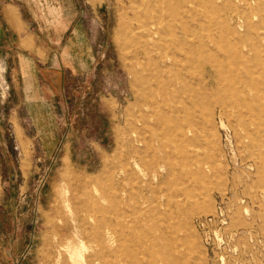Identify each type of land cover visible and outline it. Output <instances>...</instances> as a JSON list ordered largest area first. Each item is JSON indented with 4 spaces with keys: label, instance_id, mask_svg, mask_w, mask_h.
<instances>
[{
    "label": "rangeland",
    "instance_id": "obj_1",
    "mask_svg": "<svg viewBox=\"0 0 264 264\" xmlns=\"http://www.w3.org/2000/svg\"><path fill=\"white\" fill-rule=\"evenodd\" d=\"M68 1L83 74L43 108L0 67V264H264V0H178L137 58L126 0Z\"/></svg>",
    "mask_w": 264,
    "mask_h": 264
},
{
    "label": "crops",
    "instance_id": "obj_2",
    "mask_svg": "<svg viewBox=\"0 0 264 264\" xmlns=\"http://www.w3.org/2000/svg\"><path fill=\"white\" fill-rule=\"evenodd\" d=\"M56 5L50 0H0V67L19 104L48 107L64 77L83 74L93 58L89 51L72 49L82 30L77 24L71 27L70 2Z\"/></svg>",
    "mask_w": 264,
    "mask_h": 264
},
{
    "label": "bare ground",
    "instance_id": "obj_3",
    "mask_svg": "<svg viewBox=\"0 0 264 264\" xmlns=\"http://www.w3.org/2000/svg\"><path fill=\"white\" fill-rule=\"evenodd\" d=\"M176 1H178V0H126L127 10L125 11L124 15L121 18V24L123 26V30L121 33L123 36L122 39H124V41L126 42L128 50L131 52V54L135 58L140 56V54H145V56H146L149 53V51H147V49H148L147 48L148 47L147 46V39L150 40L155 35L159 36V35H161V32H165V33L167 32L168 33L170 31L176 30V23L179 22V19H178L179 8L172 5V3L176 2ZM256 3H258V2H256ZM238 7L240 8V6H238ZM191 12H192V10H191ZM118 33L119 32L114 33L115 38L118 36ZM177 34H179V33H177ZM186 35H187V33H186ZM117 41L119 42V37H118ZM244 45H246V44H244ZM175 46H178L177 41H176ZM192 50H193V48H192ZM158 52L160 54H162L161 47L158 48ZM181 56H178V57H181ZM160 57L162 58V55H160ZM244 90H248V89H244ZM247 93L249 95L250 92H247ZM245 99H246V97H245ZM144 249H146V248H144Z\"/></svg>",
    "mask_w": 264,
    "mask_h": 264
}]
</instances>
